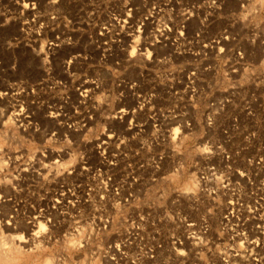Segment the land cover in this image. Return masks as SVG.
<instances>
[{
	"label": "rangeland",
	"instance_id": "374dc122",
	"mask_svg": "<svg viewBox=\"0 0 264 264\" xmlns=\"http://www.w3.org/2000/svg\"><path fill=\"white\" fill-rule=\"evenodd\" d=\"M138 101L141 115L117 117ZM158 149L175 152L155 172ZM199 168L220 179L214 194ZM8 255L264 264V0H0V264Z\"/></svg>",
	"mask_w": 264,
	"mask_h": 264
},
{
	"label": "bare ground",
	"instance_id": "6f19581e",
	"mask_svg": "<svg viewBox=\"0 0 264 264\" xmlns=\"http://www.w3.org/2000/svg\"><path fill=\"white\" fill-rule=\"evenodd\" d=\"M24 9L25 10H35V4H33V3H27V4H24ZM162 32L163 33H165L164 35H166V34H168V33H170V29H169V27L168 26H166V25H162ZM138 26H137V31H138ZM181 35V34H180ZM129 37V36H128ZM164 37H162L161 39H163ZM165 39V40H164ZM163 40L165 41V43H168V38L167 37H165ZM162 40V41H163ZM163 41V42H164ZM161 43V42H158L160 45H162V44H164V43ZM52 45V44H51ZM136 85L134 84H132L131 86H130V90H133V87H135ZM134 96H135V94H134ZM137 97H139V96H137ZM149 104V103H148ZM147 105V104H146ZM144 110H145V105H144V101L143 102H137V104H136V106L134 107V109L133 110H131V111H129V110H124V109H121L120 111H118V113H117V117L119 118V119H122L123 117H126V116H129V115H131V116H134L135 114H142L143 112H144ZM158 112H160V110H158ZM165 114L164 115H161V114H158L157 116L159 117V118H161V122H163L164 123V127L166 128V130L164 131V133H166L167 134V139H169L170 140V142L172 143V144H175V142H176V139H177V136H178V134H179V127H174V128H171V127H167L166 126V124L168 125V123L169 122H173V119H174V117H173V115H172V112L171 111H165L164 112ZM155 114V113H154ZM154 116V115H153ZM116 117V118H117ZM156 119V118H155ZM152 120H154L153 118H152ZM155 121V120H154ZM159 121V120H158ZM156 122V121H155ZM160 122V123H161ZM155 125V128L157 127V125L156 124H154ZM170 125V124H169ZM160 126H161V124H160ZM163 126H162V128H163ZM158 127H159V125H158ZM183 127H187L188 128V124H183ZM154 128V129H155ZM164 128V129H165ZM181 128H182V126H181ZM141 129V128H140ZM159 129L161 130V127H159ZM155 132V131H154ZM157 132V131H156ZM160 132V131H159ZM162 132V131H161ZM163 133V132H162ZM158 134V133H157ZM156 134V135H157ZM163 136V135H162ZM161 136V137H162ZM157 137V136H156ZM166 137V136H165ZM158 138V137H157ZM161 139V138H160ZM164 139V138H163ZM156 140V139H155ZM167 141V140H166ZM158 142H159V140H157L156 141V146L158 147V146H160L159 144H158ZM161 142H165V139L164 140H162ZM160 142V143H161ZM161 148V147H160ZM159 150V149H158ZM157 150V152L154 154V158H152V160H153V162H152V168H153V170L155 171V172H159L160 170H161V168H162V166L164 165V162L166 161V159L169 157V152H171V154H172V156L171 157H173V154H174V152L175 151H173V150H171V151H165V150H162V149H160L159 151ZM177 153V152H176ZM227 159V158H226ZM147 164V163H146ZM145 164V165H146ZM150 165V164H149ZM147 166V165H146ZM142 168H143V165L141 166ZM200 169V168H199ZM143 170V169H142ZM195 179H196V183H197V186H199V190H200V192H202V193H204V194H208V195H210V194H214L215 192H214V190L212 189V187H211V185L212 184H214V185H218V187L220 186V179L218 178L217 179V177L215 176V173L214 172H212V169L211 168H204L203 170H198L197 172H196V177H195ZM230 219H234L233 220V223H234V226L236 227V228H238L240 225L241 226H245V225H247L248 223H249V219H243V221H242V223L240 224V218H239V215L236 213V215L234 216L233 215V213L232 212H227L224 216H223V221H224V223L227 225L229 222H230ZM184 222H185V225L186 226H188V227H192V226H189V225H191V223L190 224H188L187 222H186V220H184ZM33 225V224H32ZM37 225V224H36ZM42 224L41 223H38V228H39V230H38V232H36V233H39V232H41V230H42V226H41ZM247 226H249V225H247ZM246 227V226H245ZM259 227V226H258ZM26 228V227H25ZM201 230L204 232V234L208 231V229H207V226L205 225V227L203 226L202 228H201ZM239 230H240V228H239ZM243 230V229H242ZM232 232L233 233H235V234H237L238 235V230L237 231H233L232 230ZM242 233L243 234H245V229H244V231H242ZM34 234V233H33ZM23 236H19V238H17L18 239V241H19V243H27L28 242V240H23V238H22ZM237 237V236H236ZM14 244V243H13ZM12 244V246H14ZM25 245V244H24ZM28 245V244H27ZM11 246V247H12ZM16 248V247H15ZM14 248V249H15ZM24 248V247H23ZM17 250V249H16ZM11 256L10 255H8V262H9V260H10V264H13V263H15L14 261V258L12 257V258H10ZM8 263V264H9ZM224 263L225 264H228V261H224ZM7 264V263H6Z\"/></svg>",
	"mask_w": 264,
	"mask_h": 264
}]
</instances>
